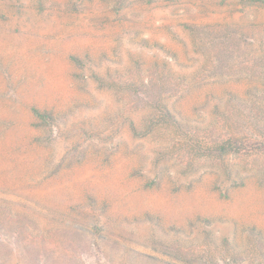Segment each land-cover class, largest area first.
Listing matches in <instances>:
<instances>
[{
  "label": "rangeland",
  "instance_id": "obj_1",
  "mask_svg": "<svg viewBox=\"0 0 264 264\" xmlns=\"http://www.w3.org/2000/svg\"><path fill=\"white\" fill-rule=\"evenodd\" d=\"M0 264H264V5L0 0Z\"/></svg>",
  "mask_w": 264,
  "mask_h": 264
},
{
  "label": "trees",
  "instance_id": "obj_2",
  "mask_svg": "<svg viewBox=\"0 0 264 264\" xmlns=\"http://www.w3.org/2000/svg\"><path fill=\"white\" fill-rule=\"evenodd\" d=\"M246 1L264 5V0H246ZM232 148H233L232 142H229L227 146L223 147V151L229 152L230 150H232Z\"/></svg>",
  "mask_w": 264,
  "mask_h": 264
},
{
  "label": "crops",
  "instance_id": "obj_3",
  "mask_svg": "<svg viewBox=\"0 0 264 264\" xmlns=\"http://www.w3.org/2000/svg\"><path fill=\"white\" fill-rule=\"evenodd\" d=\"M211 20H215V18L213 17V18H211Z\"/></svg>",
  "mask_w": 264,
  "mask_h": 264
}]
</instances>
